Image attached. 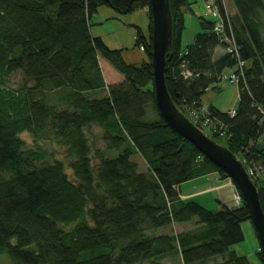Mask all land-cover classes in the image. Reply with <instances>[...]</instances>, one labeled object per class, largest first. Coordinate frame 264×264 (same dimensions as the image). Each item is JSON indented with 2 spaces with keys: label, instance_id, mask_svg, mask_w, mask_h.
I'll list each match as a JSON object with an SVG mask.
<instances>
[{
  "label": "trees",
  "instance_id": "obj_1",
  "mask_svg": "<svg viewBox=\"0 0 264 264\" xmlns=\"http://www.w3.org/2000/svg\"><path fill=\"white\" fill-rule=\"evenodd\" d=\"M231 2L234 14L220 4L218 12L224 35L245 63L234 116L210 106L201 119L206 131L195 125L257 174L250 178L264 212V151H255L264 142V0ZM169 3L166 87L187 118L201 113L207 91L229 85L220 78L234 74L238 62L214 32V20L202 15L196 18L200 31L182 46L184 15L195 16L188 0ZM100 7L120 15L146 10L147 36L136 27L134 46L147 61L128 64L121 50L90 34ZM148 7L149 0H0V256L11 264H164L167 258L249 264L231 250L243 240L240 224L249 221L231 180L240 198L234 209L217 201L219 208L209 210L179 199L182 184L211 173L229 178L157 110ZM218 49L223 53L215 57ZM99 59L122 76L121 83L105 84ZM182 69L192 77L183 79ZM17 73L23 84L8 88ZM177 224L192 229L158 233ZM256 256L264 264L260 250Z\"/></svg>",
  "mask_w": 264,
  "mask_h": 264
},
{
  "label": "water",
  "instance_id": "obj_2",
  "mask_svg": "<svg viewBox=\"0 0 264 264\" xmlns=\"http://www.w3.org/2000/svg\"><path fill=\"white\" fill-rule=\"evenodd\" d=\"M151 67L155 104L169 128L192 145L204 158L225 174L239 191L247 209L259 250L264 257V212L259 195L242 162L225 147L215 143L186 118L174 105L166 87L165 71L172 50V18L169 0H149ZM264 151V142L255 145Z\"/></svg>",
  "mask_w": 264,
  "mask_h": 264
},
{
  "label": "rangeland",
  "instance_id": "obj_3",
  "mask_svg": "<svg viewBox=\"0 0 264 264\" xmlns=\"http://www.w3.org/2000/svg\"><path fill=\"white\" fill-rule=\"evenodd\" d=\"M224 3V9L227 12L228 16L235 13L233 4L231 0H223ZM204 2H200L198 5V12L202 11V6ZM203 12V11H202ZM189 15V14H185ZM184 15V16H185ZM191 18V25H188L185 28V31L182 35V46H185L187 44H190L193 40V37L195 34H197L200 31V25L198 23L197 17H193L192 15H189ZM201 16V14H200ZM149 20L146 15L145 9H139L136 10L130 14L126 15H120L116 12H114L112 9L107 7H100L97 12L91 17V26H90V34L93 37H99L102 39L104 44L113 50H121L123 59L128 64L133 65H139L142 62L147 61V56L144 52L141 51V49H138L135 47V34H136V27H138L143 35L147 36V26H148ZM109 67H108V66ZM104 63L101 59H99V66L101 69V72L103 74V77L106 81V85L111 84L112 82H115V77L119 75L109 64ZM225 75H229L231 71H225ZM121 76V75H120ZM122 77V76H121ZM22 76L20 73H17L13 76H11L6 84L8 88L10 89H17L18 86L22 85ZM222 90L220 91H209L207 92L206 96H210L211 98L216 95V97L219 98L220 102H223V106H221L223 109H227L229 107L230 102L232 101L233 97L235 96L237 92L236 84L232 83L227 85L226 83L218 84ZM216 103L217 100H216ZM199 113H195L194 111L188 112L187 118L190 121H193V124H197L203 128V130L206 131V122H202L201 119H203V112L200 110ZM205 113V112H204ZM202 115V116H201ZM196 126V125H195ZM203 132V131H202ZM204 133V132H203ZM207 133V132H206ZM205 134V133H204ZM22 138L28 143L31 144L30 137L26 134L23 135ZM101 147L100 143L97 144V148ZM45 150L50 152L51 146L49 144H45L43 146ZM55 158L58 160H61L63 158L61 150L58 149L57 154H55ZM132 161H135L138 163L140 170H144L146 168L143 161L140 159L138 155H134L132 158ZM247 171L249 173H253L254 177H256V173L250 170V168H247ZM69 173V171H67ZM221 177L220 175H218ZM252 176V175H250ZM222 178V177H221ZM224 179V178H223ZM230 181V179H229ZM230 186L233 188L232 192V202L234 206H238L240 200H237V192L234 188V185L230 181ZM204 207H206L209 210H214L213 205L206 202H199ZM174 232L177 234L180 232L178 226L174 225ZM241 232L243 235V240L234 245L232 247V250L239 256H244L249 264H261L259 260L257 259L256 253L259 250V244L256 239L252 224L250 221H244L240 224ZM0 264H11V261L9 260L8 256L6 254L0 256ZM176 264V262H174Z\"/></svg>",
  "mask_w": 264,
  "mask_h": 264
},
{
  "label": "crops",
  "instance_id": "obj_4",
  "mask_svg": "<svg viewBox=\"0 0 264 264\" xmlns=\"http://www.w3.org/2000/svg\"><path fill=\"white\" fill-rule=\"evenodd\" d=\"M188 1L191 4L190 10H191L192 14L195 17H199V15L203 11V6H202V11L198 12V8H199L198 5L200 4V2H203L204 0H188ZM191 24L192 23H191L190 16L185 15L184 16V27L186 28L188 25H191ZM184 31H183V33H184ZM183 33H182V35H183ZM222 53H223V51L221 49L216 50L215 57H217L218 55H220ZM104 63H106V62L104 61ZM107 64L108 63H106V65ZM115 75H116L115 82H112L109 85L119 84L122 82L123 78L120 75H117V74H115ZM102 76H103V74H102ZM103 79H104V77H103ZM104 82H105V84H107L105 79H104ZM221 90H222V88H221ZM207 92H209V91H207ZM207 92L201 98L200 104L202 107L201 108L202 111L207 112L210 106L214 107L215 109H217L221 113H229L235 109V107L237 105V101H238V91L236 92L235 96L233 97V99L230 102L229 107H227V109H223L221 107V106H223V102L219 101V98H218L219 96L216 97V95H215L212 98L210 96L207 97L206 96ZM216 100L218 103H216ZM230 184L231 183H230L229 179H223V178L219 177L218 174L211 173V174L207 175L206 177H203V178L182 184L177 190H178L179 199L182 201L188 200V199H194L197 202L201 201V202L210 203L211 205H213L214 209L219 208V205L217 204V201H218L222 206H225V207L230 208V209H234V208H236V206H234V204L232 202L233 188H232V186H230ZM176 226H178L180 232L192 229L191 224H183V225L177 224ZM174 228H175V226L173 225L170 228L168 227V228H164V229L159 230L158 233L169 234L171 231L174 232ZM231 250H232V248H231ZM174 262H176V264H179L180 259L179 258H175V259L167 258L164 260V264H174Z\"/></svg>",
  "mask_w": 264,
  "mask_h": 264
},
{
  "label": "built area",
  "instance_id": "obj_5",
  "mask_svg": "<svg viewBox=\"0 0 264 264\" xmlns=\"http://www.w3.org/2000/svg\"><path fill=\"white\" fill-rule=\"evenodd\" d=\"M218 4H220L224 8L223 0H206V1H204L203 12L201 13V15L205 19H209L211 21L214 20V24H215L214 25V32L221 38V41L226 44V52L229 54H234V56L238 62L236 72L234 74L230 75L229 77L221 76L220 80L228 81L229 84H232V83L237 84L238 81L240 80V78H242V76H243L245 63L238 60V54H237V49L234 45V40L232 38L228 39L226 37V35H224L223 26L219 21ZM181 76L183 77V79H187V78L192 77L191 73L185 69L181 70ZM229 115L231 117H233L234 111L229 112ZM248 174L250 176L253 173L248 172ZM239 199H240L239 195L237 194V200L239 201Z\"/></svg>",
  "mask_w": 264,
  "mask_h": 264
}]
</instances>
